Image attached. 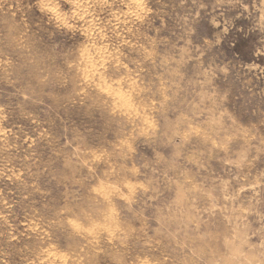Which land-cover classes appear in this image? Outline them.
I'll use <instances>...</instances> for the list:
<instances>
[{"label": "rangeland", "instance_id": "rangeland-1", "mask_svg": "<svg viewBox=\"0 0 264 264\" xmlns=\"http://www.w3.org/2000/svg\"><path fill=\"white\" fill-rule=\"evenodd\" d=\"M0 264H264V0H0Z\"/></svg>", "mask_w": 264, "mask_h": 264}]
</instances>
